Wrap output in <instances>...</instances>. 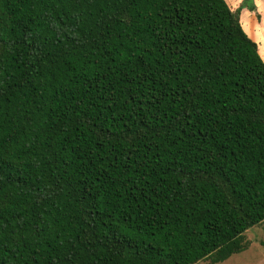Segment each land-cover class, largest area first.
<instances>
[{"label":"trees","instance_id":"obj_1","mask_svg":"<svg viewBox=\"0 0 264 264\" xmlns=\"http://www.w3.org/2000/svg\"><path fill=\"white\" fill-rule=\"evenodd\" d=\"M253 2L0 0V264L248 248L264 222Z\"/></svg>","mask_w":264,"mask_h":264},{"label":"rangeland","instance_id":"obj_2","mask_svg":"<svg viewBox=\"0 0 264 264\" xmlns=\"http://www.w3.org/2000/svg\"><path fill=\"white\" fill-rule=\"evenodd\" d=\"M227 1L234 2L233 0ZM242 1L237 4L239 5ZM253 4L254 9H243L242 22L248 35L259 44L264 59V0H254ZM244 240L249 244L246 250L235 253L218 264H264V222L247 230ZM196 264L213 263L210 259H206Z\"/></svg>","mask_w":264,"mask_h":264},{"label":"crops","instance_id":"obj_3","mask_svg":"<svg viewBox=\"0 0 264 264\" xmlns=\"http://www.w3.org/2000/svg\"><path fill=\"white\" fill-rule=\"evenodd\" d=\"M234 2L233 3H231L234 7H237V6H239L237 3H239L241 0H233ZM236 3V4H235ZM244 14H245V12H244ZM259 45V44H258Z\"/></svg>","mask_w":264,"mask_h":264}]
</instances>
